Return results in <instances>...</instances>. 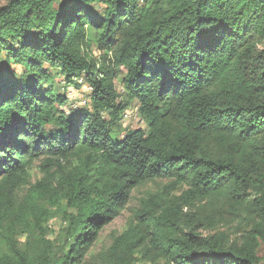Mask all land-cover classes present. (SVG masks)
<instances>
[{
	"label": "trees",
	"instance_id": "obj_1",
	"mask_svg": "<svg viewBox=\"0 0 264 264\" xmlns=\"http://www.w3.org/2000/svg\"><path fill=\"white\" fill-rule=\"evenodd\" d=\"M45 65L89 86L88 105L63 107ZM132 103L146 129L113 136ZM163 178L93 253L131 191ZM140 260L264 264V0H7L0 264Z\"/></svg>",
	"mask_w": 264,
	"mask_h": 264
},
{
	"label": "rangeland",
	"instance_id": "obj_2",
	"mask_svg": "<svg viewBox=\"0 0 264 264\" xmlns=\"http://www.w3.org/2000/svg\"><path fill=\"white\" fill-rule=\"evenodd\" d=\"M6 2L7 0H0V5ZM97 7L98 8L102 7V4L98 3ZM90 53H92L94 56L99 55V52L97 51V49H95L94 46H92V51H90ZM12 66L17 69H20L18 65L12 64ZM45 66L50 70V72L53 75V78H52L53 87L56 89L58 93L63 94L67 99L66 103L62 106L67 107V108L74 107V106L76 107L82 106L80 102L82 99V96H88V92H86L83 89L84 85H82L79 88H76L75 85H72V84L66 85L64 83V77L59 75L58 72L54 68H51L48 65H45ZM123 74H124V71L121 69L118 72L117 77L115 78L116 88L118 92H121V93H122L121 79H122ZM135 106L136 104L132 103L131 106L127 109L129 112L128 118H124L121 116L118 126L113 128V131H112L113 136L120 137L124 133L125 130L130 129V128L140 127V128L146 129V124L141 119V117L138 115ZM38 164L39 162H36L30 170V173H31L30 178L32 182H34L35 180L41 177V172L38 169ZM167 182H168V179H165V178L155 179L153 181L145 182L139 185L138 187L134 188L131 191L129 198L125 204V207L121 211L120 215H118L113 220H111L109 223H107L102 228V230L99 232L98 238L92 248V252L96 253L99 250L106 248L110 244L113 235L116 233H119L125 227L127 220L130 216L131 208L137 206L139 201L143 197H145L149 192H154L155 190H157L158 188H160ZM183 188L184 186L179 187L176 193H179ZM48 225H49L48 235L50 238H54L55 233L58 231L59 227L62 225V220L60 219V217H54L49 221ZM24 240H25V236L18 237V241L21 246L24 244ZM262 254H263V249L261 247L259 250V255H262ZM135 264H154V263L140 260L136 262Z\"/></svg>",
	"mask_w": 264,
	"mask_h": 264
},
{
	"label": "built area",
	"instance_id": "obj_3",
	"mask_svg": "<svg viewBox=\"0 0 264 264\" xmlns=\"http://www.w3.org/2000/svg\"><path fill=\"white\" fill-rule=\"evenodd\" d=\"M73 79H74L76 82H78V83H82V84H83V79H82L81 76H73ZM83 85H84V86H83V89H84L86 92L89 93V92H90V87L87 86V85H85V84H83ZM80 102H81V104H82L83 106L88 105V103H89V97H88V96H82V99H81ZM122 117H124V118H128V117H129V112H128L127 109L123 112Z\"/></svg>",
	"mask_w": 264,
	"mask_h": 264
}]
</instances>
